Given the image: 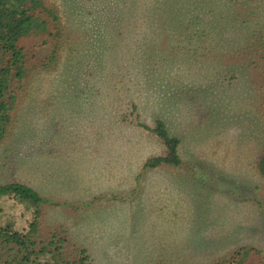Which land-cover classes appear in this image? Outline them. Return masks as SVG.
<instances>
[{"label": "rangeland", "instance_id": "374dc122", "mask_svg": "<svg viewBox=\"0 0 264 264\" xmlns=\"http://www.w3.org/2000/svg\"><path fill=\"white\" fill-rule=\"evenodd\" d=\"M54 1L73 36L58 67L26 89L0 145V186L25 185L51 203L50 191L78 198L72 209L44 207V221L65 226L94 264H213L241 247L264 253V90L252 62L264 0ZM159 120L197 160L192 178L165 166L144 172L155 155L140 158L158 149L136 123ZM107 134L133 144V160L103 146L71 149ZM109 194L127 206L87 209V196ZM36 211L3 196L0 225L22 230Z\"/></svg>", "mask_w": 264, "mask_h": 264}, {"label": "trees", "instance_id": "16d2710c", "mask_svg": "<svg viewBox=\"0 0 264 264\" xmlns=\"http://www.w3.org/2000/svg\"><path fill=\"white\" fill-rule=\"evenodd\" d=\"M72 36L54 0H0V145L12 132L33 77L58 67ZM40 48H48L50 54L38 59L33 51ZM253 55L252 62L264 90L263 38L258 40ZM140 126L166 147L164 156L146 161L144 172L184 166L179 152L181 140L171 136L162 121H157L154 128ZM258 170L264 177V152L259 156ZM6 195L14 196L20 204L31 201L37 211L22 230L0 225V264H94L88 251L73 243L64 227L46 225L44 207L58 204L21 184L0 186V199ZM213 264H264V253L254 247H241Z\"/></svg>", "mask_w": 264, "mask_h": 264}, {"label": "crops", "instance_id": "0c3cea01", "mask_svg": "<svg viewBox=\"0 0 264 264\" xmlns=\"http://www.w3.org/2000/svg\"><path fill=\"white\" fill-rule=\"evenodd\" d=\"M136 124H138V125H140L141 124V122H139V123H136ZM150 127V126H149ZM100 132V131H99ZM149 134V138H150V140H151V144L153 145V147H155L156 149H158V152H156V154H151V153H146V154H144L141 158H140V162L142 163L145 159H146V157L147 156H154L155 155V157H160V156H164L165 154H166V149H165V152L163 153V154H161V155H158V156H156L157 154H160V153H162L164 150H163V144L161 143V141L156 137V136H154L152 133H148ZM178 137V136H177ZM101 138H102V142H98V143H95V142H93L92 144H90L89 142H84L83 144H80V143H78L75 147H72L71 149H81V150H84V148H86L88 145H96V146H98V147H106L107 148V150H110V151H112V152H116L117 154L115 155L114 154V158H117V160H120V159H122V156H124V158L125 159H128V157H131V159L133 160V158H134V151H133V144H128V143H117V142H114L113 140L111 141L110 140V135L109 134H107V135H105V136H101ZM180 140H181V142H182V139L180 138V137H178ZM82 143V142H81ZM128 147H131V153H129V150H128ZM96 150V149H95ZM179 152H180V156H181V159H182V161H183V163H184V166L182 167V168H178V170H180V173L182 174V175H185L186 177H190V178H192L193 177V175L195 174V173H193L192 174V176H190V173L191 172H186V171H188L189 170V166H188V164L189 165H191L192 167L193 166H195L196 165V163L198 164V162H197V160L195 159L194 161H191V160H189L188 158H186L184 155H183V153L180 151V149H179ZM152 158H154V157H152ZM150 159V158H149ZM148 159V160H149ZM147 160V161H148ZM109 162H111V160L109 161ZM113 162V161H112ZM146 163V162H145ZM193 169V168H192ZM156 170V169H155ZM169 170V169H168ZM148 174L149 173H147L146 174V176H148ZM134 177H136V176H134ZM158 180H160V178L158 179ZM201 180H198V177H196V183H197V186H199V182H200ZM134 189H133V186L131 185V184H129L128 186H127V191L128 192H125V193H127V195H126V198L127 197H129L130 196V192H132ZM51 198L50 199H55V202H56V204H58L57 206L58 207H61L60 205H63V204H67L69 207V209L71 208H73L74 206H76V205H78V203L75 201V200H77L78 198H69V197H66V196H62L61 197V195H63V193L62 194H58V193H52L51 191H50V193L48 194ZM84 197H86V196H84ZM90 197H93V196H90ZM89 196H87V198H85V203H89V202H91V205H88L87 206V209H96V205H97V203L98 202H104V203H106V205H105V208L106 209H115V206H116V209H123L122 207H126L127 206V204H126V201H124V200H121L117 195H114V196H112V194H109V195H106V196H97V197H94V198H90ZM79 198H81V196H79ZM112 203H116V205H113ZM122 206V207H121ZM130 210V209H129ZM133 209H131V211H132ZM50 226V225H49ZM50 227H64L66 230H67V232H68V235H69V238H70V240L73 242V243H75L76 245H78V246H80V247H82V248H85V247H83V246H81V245H79V244H77L76 242H74L73 240H72V238H71V236H70V233H69V231H68V229L65 227V226H63V225H60V226H50ZM114 237H117V236H114ZM116 247H118V246H116ZM86 249V248H85ZM87 250V249H86ZM88 251V250H87ZM89 253V252H88Z\"/></svg>", "mask_w": 264, "mask_h": 264}]
</instances>
